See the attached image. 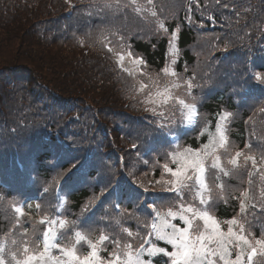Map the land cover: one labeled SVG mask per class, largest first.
I'll return each instance as SVG.
<instances>
[{
	"label": "trees",
	"instance_id": "trees-1",
	"mask_svg": "<svg viewBox=\"0 0 264 264\" xmlns=\"http://www.w3.org/2000/svg\"><path fill=\"white\" fill-rule=\"evenodd\" d=\"M73 1L0 0L5 264H79L67 251L83 259L92 245L96 264H169L165 223L185 226L189 215L195 240L208 234L201 210L234 233L224 259L218 251L205 264L233 261L248 246L239 236L259 249L264 0ZM191 106L199 116L189 129ZM215 144L206 186L191 169L177 183L175 156ZM48 227L56 241L45 250Z\"/></svg>",
	"mask_w": 264,
	"mask_h": 264
},
{
	"label": "snow or ice",
	"instance_id": "snow-or-ice-1",
	"mask_svg": "<svg viewBox=\"0 0 264 264\" xmlns=\"http://www.w3.org/2000/svg\"><path fill=\"white\" fill-rule=\"evenodd\" d=\"M233 163H235V161H233ZM188 169H191L196 173L197 179H202L205 172V165L203 159L199 157L198 153L191 161L187 164H181L174 172L173 169H168V171L173 172L177 177L178 183L181 176H187L188 179L192 178L191 176H188ZM201 218L205 225V230L208 231V235L197 236L195 240L190 238L188 234V228L192 227V222L190 220L187 221L188 227L185 228H177L175 225H172V233L167 234L169 244H173L176 247L175 252L168 253L172 258L171 264H205L208 256L216 255L218 251L220 252L221 259H224L225 255H227L226 241L227 243H231V238L234 236L232 229L229 228L227 234L222 233L219 224L211 218L207 212H204ZM51 223L55 224L56 221L53 220ZM231 223H236V221L233 219ZM50 236L54 239L53 230L51 227H48L44 233L45 250L48 249V240ZM161 238L164 237L162 236ZM239 240L248 244L250 247L251 251L248 254L249 260L255 257L258 252L264 253V240L256 241V243L260 245L259 249L252 246L251 242L246 240L244 236H239ZM208 243H216L218 246L217 249H209ZM53 246L55 247V245ZM160 251L163 252L164 249H160ZM67 255L73 261L79 262V264H95L94 258L97 256V252L95 250V245H92V250L89 255L83 257V259L76 255L75 249L67 251ZM242 256L243 250H241L240 255L235 261L225 260V264H241ZM13 258H15V254H13ZM33 259V256H27L23 261H17V264H31ZM0 264H5L2 256H0Z\"/></svg>",
	"mask_w": 264,
	"mask_h": 264
},
{
	"label": "rangeland",
	"instance_id": "rangeland-1",
	"mask_svg": "<svg viewBox=\"0 0 264 264\" xmlns=\"http://www.w3.org/2000/svg\"><path fill=\"white\" fill-rule=\"evenodd\" d=\"M193 113L191 114L190 113V116H189V118H188V124H189V126H192L193 125ZM222 138V131H220L219 132V136L217 137V141H219L220 139ZM217 144H215V145H211V146H206L204 149H203V151H204V153H203V155H200V153L198 152V151H194V150H192V151H186V153L184 154V160H183V158H181V160H180V154H178L177 156H175V159L178 161V164H187L189 161H191L195 156H196V154L198 153L199 154V157L200 158H202L203 159V162H205V159H206V157L207 156H209L216 148H217ZM197 181H198V183H199V185H201V186H204V184H205V172H204V174H203V176H202V179H197ZM204 212H207L208 213V211L207 210H202L201 212H200V216H202V214L204 213ZM188 214H190V209H187V215ZM209 214V213H208ZM209 216L211 217V215L209 214ZM212 218V217H211ZM180 219L182 220V222L184 223V224H186L185 226L183 225V226H179L178 225V227L177 228H185V227H188V224H187V221H189L190 219H189V215H188V218H185V217H180ZM172 226H170V224H169V222H166L165 223V225H164V229H165V234H166V238H165V240H167L168 241V235L167 234H170V233H172ZM190 231H192V227H189L188 228V234H189V236H191L190 235ZM198 231V230H197ZM205 236L206 235H208V234H204ZM191 238V237H190ZM195 239H196V237H195ZM53 244V238L52 237H50L49 238V240H48V245L50 246V245H52ZM209 256H212V255H209Z\"/></svg>",
	"mask_w": 264,
	"mask_h": 264
}]
</instances>
